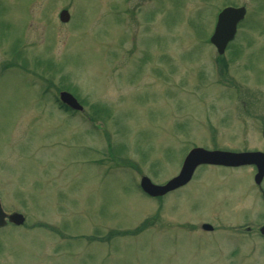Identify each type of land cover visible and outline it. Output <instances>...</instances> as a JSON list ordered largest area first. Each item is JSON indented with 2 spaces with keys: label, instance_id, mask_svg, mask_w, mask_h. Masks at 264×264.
Listing matches in <instances>:
<instances>
[{
  "label": "rangeland",
  "instance_id": "rangeland-1",
  "mask_svg": "<svg viewBox=\"0 0 264 264\" xmlns=\"http://www.w3.org/2000/svg\"><path fill=\"white\" fill-rule=\"evenodd\" d=\"M228 6L247 15L220 56ZM263 125L264 0H0V201L26 219L0 229V264H264V240L239 234L264 209L239 216L258 203L230 205L226 174L209 172L211 199L139 188L194 147L260 149Z\"/></svg>",
  "mask_w": 264,
  "mask_h": 264
},
{
  "label": "water",
  "instance_id": "water-1",
  "mask_svg": "<svg viewBox=\"0 0 264 264\" xmlns=\"http://www.w3.org/2000/svg\"><path fill=\"white\" fill-rule=\"evenodd\" d=\"M246 9L244 7L225 8L218 17L215 33L211 38L212 43L217 47L219 54H224L228 43L234 39L238 24L245 18ZM62 22H68L70 14L64 10L60 14ZM61 99L64 103L68 104L75 110H83L77 100L67 92L61 93ZM202 164H217L224 166H241L247 164L259 165L260 170L264 171V163H261V159L258 153H230L220 151H207L202 148L193 149L185 159L180 174L171 179L164 186L155 185L148 177H143L141 181V187L151 197H160L171 191H174L184 185H186L192 178L194 171L199 165ZM264 172H262L263 174ZM10 222L16 226H21L25 223V217L21 214L7 215L0 202V228L7 225ZM205 230L213 229L210 225H204ZM264 233V227L261 229Z\"/></svg>",
  "mask_w": 264,
  "mask_h": 264
},
{
  "label": "flooded vegetation",
  "instance_id": "flooded-vegetation-1",
  "mask_svg": "<svg viewBox=\"0 0 264 264\" xmlns=\"http://www.w3.org/2000/svg\"><path fill=\"white\" fill-rule=\"evenodd\" d=\"M43 94L47 96L48 90L47 89L43 90ZM61 107H63L65 111L67 112H72L74 114L79 113V111H73L70 109V107L62 103H61ZM259 136H260V139L262 140V147L260 149L243 150V151L221 150L219 148H214V149L205 148V149L210 150V151H229V152H234V153L257 152L259 153L261 163H264V125L262 126L260 130ZM202 172H206V173L202 174ZM209 172H216L214 175H212L216 180H218L220 176L226 174L227 183H225L226 181L224 183L222 182L223 183L222 186L224 185L223 187H221V184L219 183H216L213 186V183L208 181ZM262 172L264 171L260 170L259 165H256V164L242 165V166H223V165H216V164H203V165H199L196 168L191 181L182 188L193 186L191 188L194 189V188H197L198 185H200L201 187H203L202 190L204 192L203 194L204 196L202 195L200 197L201 200L208 199V198L211 199V197L214 196L212 192L214 191L213 187L219 188L220 190L221 188L222 189L228 188L229 191L231 190L237 193L236 195H233L232 197L230 196L228 198L227 201L229 202L230 205H237L235 204L237 200H239L237 203H241L243 199L247 198V194L248 195L253 194V198L257 201L258 204H250V203L243 204L244 205L243 209L245 210L244 212L243 210H240L239 212L240 213L239 216H242V213H244L243 215H248V213L250 212L249 209H252V207L253 209L255 207L264 209V174H262ZM229 180H234V184L231 185ZM226 184H228V186H225ZM236 184H239V185H236ZM211 185L213 186L212 188H211ZM243 192H246L245 197L243 196ZM164 197H161L158 199H162ZM198 218L201 219L204 217H198ZM239 219L242 220V217ZM205 224H209V223H204L201 226V229L206 233H213L215 228L213 227L212 230H204L203 227ZM263 226H264V223L258 227V230H254L253 227L250 225L245 226V227H240L239 234L247 236V235H253L256 233L257 236H259V238L264 240V234L260 232V229Z\"/></svg>",
  "mask_w": 264,
  "mask_h": 264
}]
</instances>
